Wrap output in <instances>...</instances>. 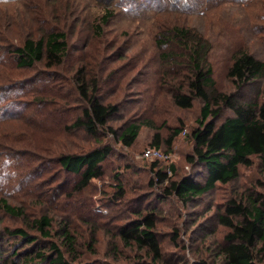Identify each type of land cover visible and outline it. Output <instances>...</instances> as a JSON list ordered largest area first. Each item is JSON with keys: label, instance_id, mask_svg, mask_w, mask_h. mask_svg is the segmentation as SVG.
Returning a JSON list of instances; mask_svg holds the SVG:
<instances>
[{"label": "rangeland", "instance_id": "obj_1", "mask_svg": "<svg viewBox=\"0 0 264 264\" xmlns=\"http://www.w3.org/2000/svg\"><path fill=\"white\" fill-rule=\"evenodd\" d=\"M176 27L207 40L206 61L216 92L264 100V79L240 90L228 76L237 52H250L264 62V0H0V201L19 213L6 212L0 202V264H25L29 257L25 242L7 232L17 227L38 237L43 254L53 258L49 246L54 243L72 264H223L229 229L218 217L229 199L245 202L260 191V159L252 156L250 166H239L236 180L217 183L184 202L160 194L167 181L150 183L152 161L141 156L156 141L167 155L159 167H174L171 179L191 170L186 156L202 101L195 98L190 108L173 102V93L187 91L191 74L187 51L171 36ZM51 30L66 33L68 50L61 65L17 67L13 47ZM79 67L89 89L96 84L99 99L117 105L108 121L111 129L141 124L130 147L105 130L92 137L82 128H68L85 105L73 80ZM231 114L222 108L221 118ZM173 127L181 131L168 151L165 139ZM98 143L112 147L102 164L104 174L75 190L78 175L62 169L56 155ZM149 212L155 216L157 258L117 234L127 220ZM43 215L51 220L46 237L33 226ZM259 257L264 264V250Z\"/></svg>", "mask_w": 264, "mask_h": 264}, {"label": "trees", "instance_id": "obj_2", "mask_svg": "<svg viewBox=\"0 0 264 264\" xmlns=\"http://www.w3.org/2000/svg\"><path fill=\"white\" fill-rule=\"evenodd\" d=\"M103 16L105 18V15ZM171 32V36L187 51L185 58L191 71L186 83L187 91L179 90L173 93V102L181 108H190L192 101L198 98L202 105L196 126L190 133L193 140L192 151L186 156L191 170L177 179H171L173 165L169 164L168 169H163L159 167V159H151L150 183L162 184L167 181L162 191H159L164 198L174 195L184 202H189L212 190L217 183L236 180L239 176V166H250L252 156H257L264 166V100L245 97L241 92H216L213 89L211 67L206 61L209 48L207 40L193 30L183 27H176ZM67 50L66 33L51 30L38 37L27 36L20 45L13 47L11 52L19 68H33L37 63H42L45 68L51 69L61 65ZM228 76L240 90L250 84H257L259 80L264 79V62L250 52H237L228 68ZM37 78L39 77L23 82ZM73 80L85 105L81 114L68 128H82L92 137H97L105 130L115 137L120 145H133L141 124L130 122L119 132L111 129L108 121L118 112L117 105L103 103L96 94V84L89 89L83 67L76 70ZM261 90H264V81ZM222 108H228L232 114L221 118ZM180 131L181 127H173L166 137L168 151ZM147 147L160 149L156 141H152ZM111 151L109 143H98L97 146L79 152H59L56 160L62 169L78 175L72 187L82 190L93 179L103 176L102 164ZM198 168H201L203 173L198 171ZM259 186L260 191L250 194L245 202L229 199L225 203L223 214L218 217L219 222L229 229L224 236L226 244L221 252L223 264H259L258 260H262L259 255L264 250V181H260ZM116 190L118 196L124 195L120 183ZM0 202L6 212L19 214L18 209L7 204L4 199ZM50 222V218L43 215L33 220V226L46 237L50 233L47 229ZM154 227L155 216L149 212L127 220L118 227L117 234L122 241H132L139 248H147L157 258L160 247L153 231ZM7 232L25 242L28 249L25 253L29 256L25 259V264H72L65 258L64 251L54 243H51L49 248L55 256L50 258L51 256L43 254L38 248L40 245L37 236L28 234L20 227L7 229ZM64 236L71 244L70 235L64 232ZM197 263L208 264L205 261Z\"/></svg>", "mask_w": 264, "mask_h": 264}, {"label": "built area", "instance_id": "obj_3", "mask_svg": "<svg viewBox=\"0 0 264 264\" xmlns=\"http://www.w3.org/2000/svg\"><path fill=\"white\" fill-rule=\"evenodd\" d=\"M141 156L146 159H160L162 157L166 158L167 155L163 154V152L158 148L147 147L142 150Z\"/></svg>", "mask_w": 264, "mask_h": 264}]
</instances>
